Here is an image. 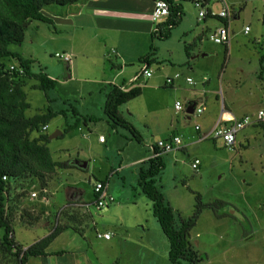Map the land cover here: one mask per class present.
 <instances>
[{
	"label": "rangeland",
	"instance_id": "obj_1",
	"mask_svg": "<svg viewBox=\"0 0 264 264\" xmlns=\"http://www.w3.org/2000/svg\"><path fill=\"white\" fill-rule=\"evenodd\" d=\"M184 4L190 7L189 20L197 21L199 9L190 1ZM59 6H46L45 11L52 13ZM246 15L245 20L241 18L231 22L228 50L224 44L215 43L209 36L200 47L201 52L197 51L196 58L190 60L193 71L187 68L188 57L184 54L183 42L178 38H172L170 42L175 44L178 52H175L176 58L181 55V61L184 62L171 65L167 61L170 48L166 42L169 40L158 38L159 32H152V38L149 35H145V39L137 37L141 41H137L131 56H126L130 52L125 50L131 43L129 40L127 46L123 43L121 53H112L115 48L109 46L104 49V56H100L103 54V51L99 53L100 47L97 58H79L75 70L73 54L70 55L71 62L56 56V53L69 54L68 49L64 48L68 44L69 35H64V31L53 33L52 24L38 20L31 22L24 42L13 44L10 48L22 53L25 58L33 59V69H43L57 80V85L46 93L33 87L35 79H29L24 89L31 107L26 114L32 116L46 112L49 108L65 112L51 118L45 134L48 135L46 143L52 157L66 161L69 166L58 168L57 175H52L50 186L47 187L51 195L49 215H45L44 205L29 199V196L22 201L24 208H36L39 219L34 221L33 226L25 227L19 224L24 220L21 213H17L14 229L20 244L26 247L47 235L61 218L60 211L55 209L63 207L77 190L82 200L90 203L88 210L97 222V228L102 232L109 230L113 233L111 240H105L96 236L94 227L88 228L89 241L84 244L90 246L83 258L93 256L91 259L104 264H171L168 244L153 216L152 203L138 185L140 166L147 164L152 153L144 143L135 140L129 130L110 125L103 111L106 92L111 88L108 81L112 78L108 75L118 71L112 64L122 65L125 73L120 74L116 80L120 81L124 77L128 82L141 68L139 57L149 52L150 45L157 51L160 62L151 64L152 76L142 75L137 82H128L131 86H141L143 93L121 106L126 119L140 131L144 142L152 143L165 138L177 129L182 135L181 128L185 127L187 132L192 133L194 124L203 125L201 117L188 120L183 113L174 110L176 100L188 101L184 97L188 95L190 87L184 85L186 83L181 84L178 79L175 87L164 85L166 77L176 72L183 73V70V80L186 75H191L196 82L204 77L211 80L207 85V113L210 118L206 125L212 122L213 112L221 110L224 104L236 114L256 115L264 110V71L260 63L261 56H264V0L249 2ZM198 22L204 23L203 20ZM246 26L251 27L250 32L245 33ZM106 35L107 31L104 30L97 38L93 34L92 37L96 39L94 45L101 38L110 44L112 39L115 42L121 39L120 35H116L108 40ZM71 38L80 47L89 48L88 37L84 33L76 35V39L73 36ZM107 52L111 53L110 57ZM118 53L119 58L116 57ZM202 53L209 54L203 56ZM47 95L53 100H49ZM70 104L83 115H93L98 120L87 124L81 121L78 127L64 133L68 124L75 121ZM59 132L62 134L50 138ZM101 137L104 143L99 141ZM216 139L217 142L209 138L194 144L188 140L189 151L187 154L181 152L182 165L179 167L167 159L171 153L165 155L160 189L167 197L166 200L185 217L192 215L197 204L196 193L191 190L200 193L204 203L217 200L225 203L216 212L209 208L203 209L195 227L190 231L189 239L194 249L207 256L199 264H264V126L250 125L240 131L233 149L225 147L221 138ZM195 159L202 161L198 171L191 166ZM76 161H86L88 167L73 166L72 162ZM98 180L109 182L108 193L116 199L101 209L91 204ZM22 184H17L18 191L29 182ZM36 188L38 191L39 186L36 185ZM67 212L69 217L59 222L64 225L70 222L74 228L75 231L70 230L66 237L69 241L72 235L77 238L82 228L71 220L74 216L79 217L80 213ZM25 217L28 218L27 215ZM3 231L0 228V234ZM64 238L61 237L59 242L64 241ZM44 260L32 257L28 264H52ZM55 260L53 264H70ZM4 263L11 264L0 261V264Z\"/></svg>",
	"mask_w": 264,
	"mask_h": 264
},
{
	"label": "trees",
	"instance_id": "obj_2",
	"mask_svg": "<svg viewBox=\"0 0 264 264\" xmlns=\"http://www.w3.org/2000/svg\"><path fill=\"white\" fill-rule=\"evenodd\" d=\"M77 1L79 0H0V228L4 229L0 234V261L28 264L32 257L47 256L48 247L63 231L74 230L71 225L58 222L47 235L26 247L16 239L14 225L17 213L20 212V216L26 221L19 223L25 227L33 226L34 221L39 219L35 207L22 206L24 198L30 196L32 190H37L36 185H38V197L40 199L46 197L50 200L51 195L47 187L50 186L52 175H57L58 168L69 166V164L52 157L46 143L48 135L45 134L46 130H43L51 118L65 112L49 108L46 112L32 116L26 114L31 107L24 89L28 80L35 79L33 87L44 90L46 93L56 87L57 80L50 77L43 69L35 71L33 59L25 58L22 53L13 51L10 46L24 42L28 26L33 20L54 24L53 20L43 13L46 6L51 4L61 6ZM185 1L192 0L173 1L167 20L159 24L158 38H168L172 28L180 23L184 14L182 3ZM203 1L207 5L212 0ZM194 45L195 42L186 45L188 55H191ZM151 46L152 51L140 58L141 62L149 65L156 60L153 57L155 48ZM224 46L228 50V45L224 44ZM260 61L264 69V56H261ZM123 85L113 84L106 92L104 114L112 127H123L131 132L135 140L143 142L140 131L126 119L120 109L124 103L140 96L143 89L141 86L123 88ZM47 97L53 100L48 95ZM70 105L75 121L68 124L64 133L78 127L81 121L87 124L89 121L98 120L93 115H83L77 107ZM35 132L37 135H34ZM155 152L158 154L149 157L145 166H140L138 185L152 203L153 216L168 243L170 263L199 264L207 256L194 249L189 239L190 231L195 227L203 209L209 208L216 212L217 208L225 203L220 200L204 203L200 193L191 190L196 193V207L192 215L182 216L166 200L167 197L160 189L159 183L162 171L165 169V159L164 154L158 149ZM72 165L78 166L75 162H72ZM25 181L29 184H26V187L21 186L22 190L18 191L17 184L23 185ZM102 182L106 183L107 180ZM67 213L64 209L60 210L62 216ZM26 215L28 218L25 217ZM71 220L76 221L78 218L75 216ZM62 253H64L63 250L54 252V254Z\"/></svg>",
	"mask_w": 264,
	"mask_h": 264
},
{
	"label": "crops",
	"instance_id": "obj_3",
	"mask_svg": "<svg viewBox=\"0 0 264 264\" xmlns=\"http://www.w3.org/2000/svg\"><path fill=\"white\" fill-rule=\"evenodd\" d=\"M249 2H253V0H212L210 3L207 4L205 9H210L211 11L219 12L224 7H228V9L231 13L230 18H219L217 16H214V17L213 16H207L204 19H200L198 17L199 16V12H198L197 21L189 20L188 15H189L190 7L189 8L186 7L184 2H183L182 7H183L184 14L181 18V21L178 25H176L172 28V30L170 32V36L168 38H166V40H169L166 43H169V44H167V46L170 48L169 56L168 57L166 56L167 61L171 65L183 64V62H184V61L183 62L181 61V58H182L181 55H178V57L180 59H178V57L176 58L175 52H177V51L175 49V44L170 42L172 38H178L179 41L183 42L184 54H185V56L188 57L187 68H188V70L193 71L194 67L190 63V60L196 58L197 51L201 50L204 42L209 39L210 34L217 27H219L221 25H228L231 27L232 21H234V20L236 21V20H239L241 18L245 20L247 18L246 11H247V7H248ZM52 5L53 4L48 5V7L50 6L52 8ZM252 5H253V3H252ZM152 8H153V0H79V1L72 3V4L61 5L58 8H56V10H54L52 13L45 11V9H46V7H45L43 9V13L45 15L49 16L53 20V23H54L53 24V27H54L53 33L59 34L62 31H64V35L65 34L69 35L68 44L65 45L64 48L68 49L67 53H69V55L73 54V56L75 58V70H77L79 58H83V59H89V57L90 58H95V57L97 58V54H98L97 52L99 51L100 47H101V49H100L99 53L103 51L102 52L103 54H100V56L101 55L104 56V53H105L104 49L108 48L109 46H112L115 48L114 50H112V53H115V54L117 52L121 53V48L124 46L123 43L127 46V44H128L127 42L129 40V41H131V43L128 44L127 47H125V50L128 49L130 52V54H126V56H131L133 49H135V47H137V41H141L137 37L142 36L145 39L144 36L149 35L152 38V32H153V28H154V23L151 19ZM251 17H254V16L251 14ZM199 20L200 21L203 20L204 23L199 24V22H198ZM197 24H199V25H197ZM102 30L107 31L106 37L108 40L112 36L115 37L116 35H120L121 39L119 41H116V42L112 39V41H111L112 44H110L109 41L107 43L106 39L101 38L100 42L98 41L97 45L95 46L94 44H96V39L93 38L92 35L94 34V36L97 38V37H99L100 32ZM250 31H251V27H250L249 32ZM82 33H84V35L85 36L87 35V37H88L87 41H88V47L89 48H82V47H80V45L75 43V40L72 41L71 36H73V38H75L76 35H82ZM89 36H90V38H89ZM134 36H136V37H134ZM64 37L66 39V36H64ZM124 37H125V39H123ZM192 42H195V45L191 49V55H188V53H186L185 47L188 43H192ZM151 47L152 46L150 45L148 53H150L152 51ZM199 52H201V51H199ZM110 54H111L110 52L109 53L107 52L108 57H110ZM208 54L209 53H202L203 56H206ZM142 56H144V55H142ZM142 56L139 57V60ZM116 57L119 58V53L116 55ZM153 57L156 58L157 61H154V63H152V64H156L155 62H160L158 57H157V51L156 50H155V54L153 55ZM108 60H111V59L108 58ZM71 61H72V59H71ZM141 63L143 65L146 62L145 63L141 62ZM260 63H261V61H260ZM112 65L113 66L115 65L117 67L118 71L114 72V73H109L110 75H108V76H109V78H112V79L111 80L109 79L108 83L110 85L124 84L122 86L123 88H130L131 85L128 84V82L134 83L133 81H131L132 78L134 76H136L137 74H139L142 70V65H141V68L139 69V71L136 74H134L133 77H130L128 82H127V79L124 77L122 80L117 81L119 75L125 73V69L123 68L122 65H118V66L116 64H112ZM147 65L151 69V65H149V64H147ZM151 71H152V69H151ZM262 71H264V69H262ZM177 73H179V72H176L175 74H177ZM183 73H185V70H183ZM183 73L180 72L179 73L180 75L178 77H175V74L172 76L170 75V76L166 77L165 81H164V85L165 86H168V85L174 86L175 81L178 79V81H180L181 84L186 83L184 85L190 87L188 95H185V97H184L185 100H188L187 102H183L185 104V110H182L179 112H176L175 108H174V110L176 113H183L185 116V119H188V120H190V119L192 120L195 117H201V122L203 121V125L202 124L201 125L194 124V129H193L192 133L187 132L186 127H185V128H181V130L183 131L182 135L179 134L180 133L179 129L173 130L172 132L167 134V136L165 138H169L172 135H179L181 137L182 141H184V139H186V142L184 141L183 145L181 147L177 148L174 151H171V152L164 154V156H165V155L171 153V155L167 159L172 161L175 164V167H179L182 165L181 164L182 154H187V152L189 151L190 143H187L188 140H191L192 141L191 144H194V143H199L200 141H203L205 139H209V138L214 139L211 136V133H212V130L214 129L216 121L219 119V117L221 115L223 106H225V108L228 110V112H230L231 114L236 115V116H243V115L248 114V113H245L242 115L236 114L230 109L229 106L224 104L223 106H221V110L213 112L214 116L212 117V122L209 125H206V123L208 122V119L210 118V114L207 113V110L209 109L208 96H207V93H208L207 85L209 82H211V80L208 77H207V80H205L204 79L205 77H204L200 80V82H196L195 79L193 77H191V75L184 76V80H183V79H181V77L183 76ZM71 76H72V74H71ZM187 77L193 78V80L196 82V84H190L187 81ZM169 78L173 79L172 84H170V82H168ZM176 101H178V100H176ZM174 105H175V103H174ZM190 105H193L192 112L188 111V107ZM201 106H204V108H203L202 112H198L197 109L200 108ZM120 109L123 113L122 107H120ZM123 115H124V113H123ZM257 125H261V124H256L253 126H257ZM197 126L199 128H197ZM243 129H246V127ZM189 133H190V135H189ZM204 135H207V137H204ZM237 136H238V134H237ZM165 138L163 137L162 139H165ZM158 140H160V139H158ZM158 140H156L152 143H149V142H144V137H143L142 143H144L145 146L147 147V149L152 153L151 148L156 144V142ZM216 140L217 139H214L212 141L217 142ZM236 141H237V137H236ZM100 142L104 143L105 140L100 141ZM181 152H182V154H181ZM201 162L202 161H200V165H201ZM75 164H76V162H75ZM98 181H102V180H98ZM107 184H109V182H107ZM77 192L78 191L75 190L73 192V194L70 195L69 199L67 200L66 204L63 207H61L59 209H55V208L54 209L57 211L64 209V210L69 211V212L75 211L77 213H80L79 214L80 216L77 217L79 221L78 220L73 221L75 223V225H78L79 227L82 228L81 232H78L79 236L76 238V236L72 235L69 237V241H68V240H66V237L68 236L70 229L63 231L60 235H58L56 237V239L48 247L49 254L47 256H41L40 258L42 260L45 259L48 263H52V264L54 261H56L55 259H58V260H61L64 262H70V264H104V263H102L96 259H91V258H93V256L91 258H87V259L83 258L85 252L87 251V249L90 246V245L85 246V244H84L86 241H89L88 236H89L90 230L87 231V229L90 227H94V229L96 230L95 231L96 236H97V232H102V231L97 228V222L94 220L91 212L88 210V209H90V203H86L84 200H82L81 194H79V192L78 193ZM29 199H31L30 196H29ZM31 200L38 201L41 205H44L43 208L46 211L45 215L46 214L49 215V211L51 209L50 208L51 199L48 200L46 197H43L40 199L39 197H37V198L31 199ZM115 200L113 202H115ZM113 202H109V203H113ZM91 204H93V202ZM59 217H61L59 219V221H65L69 217V215L65 214L62 216V214H59ZM80 221H81V223H78ZM66 223L71 225L70 222L69 223L66 222ZM104 232H110L113 236L112 231L105 230ZM81 233H83V234L81 235ZM64 236H65V238H64ZM112 236L110 239H105V240H111ZM61 237L64 238V241L59 242V239H61ZM119 237H120V235H119ZM165 241H166V239H165ZM73 242H76V243H73ZM57 243H59L58 247H57ZM166 243H167V241H166ZM61 245L63 247H61ZM65 246H67V247H65ZM60 250H63L64 253L54 254V252L60 251ZM80 259H85V260H80ZM118 263L119 262H117L115 264H118Z\"/></svg>",
	"mask_w": 264,
	"mask_h": 264
},
{
	"label": "built area",
	"instance_id": "obj_4",
	"mask_svg": "<svg viewBox=\"0 0 264 264\" xmlns=\"http://www.w3.org/2000/svg\"><path fill=\"white\" fill-rule=\"evenodd\" d=\"M174 0H153V8L151 12V19L154 23L153 32H159V24L166 21L167 17L171 13V7ZM178 2V0H175ZM198 9H199V18L204 19L207 16H218L220 18L230 17V11L228 7L223 8L219 12H214L209 9H205L207 6L203 0H192L191 1ZM245 33L249 32V26L245 27ZM210 39L213 40L217 44H230L231 39V30L230 26L221 25L217 27L211 34ZM56 56L62 58L65 61L71 62V56L69 54H60L56 53ZM145 63V62H143ZM145 63L142 65V70L139 74L134 76L131 81L136 82L140 79L142 75H146L150 77L152 75V71ZM180 74H175V77H178ZM207 78H205L206 80ZM187 81L190 84H196V82L191 77H187ZM168 82L172 84L173 79L169 78ZM176 111L185 110V104L178 100L174 105ZM204 106H201L197 109L198 112H202ZM263 123L264 124V110H260L256 115H244V116H236L228 112L224 107L222 109L221 115L219 119L216 121L214 129L212 130L211 136L216 138H221L224 140V145L228 149L234 148L236 144V137L239 131L243 128L256 124ZM197 128H199L197 126ZM47 129V125L43 127V130ZM207 137V135H204ZM104 138L101 137L100 141H103ZM183 145V141L179 135H172L169 138L160 139L156 142V144L151 148L153 156L157 155L156 148L159 149L162 153L173 151ZM199 164V160H195L192 164L193 168L197 169ZM94 191L96 193V199L94 205L97 209H101L105 207L109 202H113L115 200L113 195H109L107 184L99 181L96 183L94 187ZM38 197V191L32 190L30 192V198L34 199ZM112 234L110 232H97L98 238L110 239Z\"/></svg>",
	"mask_w": 264,
	"mask_h": 264
},
{
	"label": "water",
	"instance_id": "obj_5",
	"mask_svg": "<svg viewBox=\"0 0 264 264\" xmlns=\"http://www.w3.org/2000/svg\"><path fill=\"white\" fill-rule=\"evenodd\" d=\"M192 110H193V105H190L188 107V111L192 112ZM61 134H62V132H59V134L55 133V134L51 135L50 138L57 137L58 135H61ZM76 164L78 166L82 167V168H87V166H88V163L86 161H81V162L80 161H76Z\"/></svg>",
	"mask_w": 264,
	"mask_h": 264
},
{
	"label": "clouds",
	"instance_id": "obj_6",
	"mask_svg": "<svg viewBox=\"0 0 264 264\" xmlns=\"http://www.w3.org/2000/svg\"><path fill=\"white\" fill-rule=\"evenodd\" d=\"M225 8V7H224ZM210 10V9H209ZM229 10V9H228ZM231 14V13H230ZM210 16V15H209ZM214 17V16H213ZM218 17V16H217ZM220 18V17H219ZM227 18H230V17H227ZM205 78H207V77H205ZM204 78V79H205ZM207 80V79H206ZM224 108H225V106H223ZM175 108V107H174ZM226 109V108H225ZM176 110V109H175ZM227 110V109H226ZM176 112H179V111H176ZM248 115V114H247ZM244 116V115H243ZM256 124H261V125H263L264 126V124L263 123H256ZM256 124H252V125H256ZM251 125V126H252ZM250 126V125H249ZM235 147V146H234ZM156 149H158V148H156ZM233 149V148H232ZM176 150V149H175ZM158 151H159V149H158ZM174 151V150H173ZM171 152V151H170ZM160 153H162L161 151H160ZM165 153H168V152H165ZM165 153H163V154H165ZM152 156H153V153H152ZM195 160H199V159H195ZM194 160V161H195ZM81 162V161H80ZM194 162H192V164H193ZM77 165V164H76ZM199 165H200V160H199V164H198V168H199ZM193 167V166H192ZM198 168L197 169H195V168H193V169H195L196 171H198ZM97 182H99V181H97ZM106 184H107V182H106ZM95 187V186H94ZM107 188H108V184H107ZM94 196H95V198H94V201H93V204H94V202H95V199H96V193H95V191H94ZM115 198V197H114ZM49 200V199H48Z\"/></svg>",
	"mask_w": 264,
	"mask_h": 264
}]
</instances>
